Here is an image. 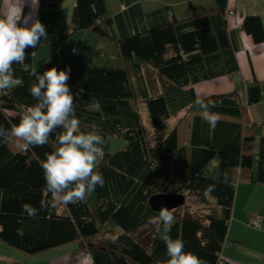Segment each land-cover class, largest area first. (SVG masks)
I'll return each mask as SVG.
<instances>
[{
  "label": "trees",
  "instance_id": "obj_1",
  "mask_svg": "<svg viewBox=\"0 0 264 264\" xmlns=\"http://www.w3.org/2000/svg\"><path fill=\"white\" fill-rule=\"evenodd\" d=\"M227 4L216 0L213 10L181 19L172 7L148 10L143 0H75L70 28L60 37L67 41L80 32L93 34L92 61L67 63L56 53L37 70L43 74L70 66L67 83L76 98L80 131L97 132L104 147L109 137L126 146L98 158L95 170L102 173L104 187L83 203L53 207L41 164L60 146L63 129L43 147L28 151L17 148L15 137L0 139L1 242L28 259L76 244L77 251L89 252L92 264H167L158 235L162 222L149 200L182 194L195 197L208 211L213 199L220 212L202 218L190 208L183 211L184 204L173 210L171 237L183 240L184 250L207 264H224L237 185L264 186V135L249 115L250 108L261 106L264 124V81H241ZM241 29L255 44L264 43L263 17L245 16ZM32 52L27 48L24 63L13 64L16 83L0 91L5 128L19 124L36 103L29 92L35 82ZM224 76H237L241 84L202 98L217 104L212 111L219 113V121L210 129L194 105L201 98L194 87ZM178 116L181 123L188 121L183 145L181 123L169 125ZM211 184L215 190L206 193ZM25 203L45 207L33 218L22 211Z\"/></svg>",
  "mask_w": 264,
  "mask_h": 264
},
{
  "label": "clouds",
  "instance_id": "obj_2",
  "mask_svg": "<svg viewBox=\"0 0 264 264\" xmlns=\"http://www.w3.org/2000/svg\"><path fill=\"white\" fill-rule=\"evenodd\" d=\"M22 6L13 5L5 17L0 18V91L16 83L13 64L24 63L26 49H36L41 38H47L45 25L36 18L39 0H30L32 11L28 15H24ZM73 53H76V49H73ZM31 54L35 56L34 52ZM70 73V66L60 71L53 67L43 74L33 68L31 75L35 82L31 84L29 92L36 103L26 109L19 124L10 128L0 125V139L15 137L16 146L21 151L43 147L53 132L58 128L63 129L59 135L60 146L54 152L46 153V159L41 164L46 191L51 194L53 207L83 203L98 186L104 187L105 184L102 173L95 170L97 159L104 155L105 142L97 132L80 131L74 103L76 98L67 83ZM194 105L210 129H214L219 121V113L212 111L217 107L216 102L197 98ZM92 107L98 110L100 106L94 102ZM214 190L215 184H211L205 192ZM44 207L43 203L40 209L25 203L22 211L34 218ZM158 220L162 222L158 235L166 246L167 264H207L192 252H186L183 240L171 237L175 220L173 210L161 206ZM149 222L156 223L157 218H150Z\"/></svg>",
  "mask_w": 264,
  "mask_h": 264
},
{
  "label": "crops",
  "instance_id": "obj_3",
  "mask_svg": "<svg viewBox=\"0 0 264 264\" xmlns=\"http://www.w3.org/2000/svg\"><path fill=\"white\" fill-rule=\"evenodd\" d=\"M148 10L170 6L176 16L187 19L197 14L206 13L216 7V0H143ZM23 0H0V16L5 15L13 5L22 6ZM75 0H39L36 18L45 25L47 38H41L40 45L34 49V66L41 67L54 54L58 53L60 59L67 63L89 64L92 61V53L96 48L95 36L88 32H80L69 40H63L60 35L68 32L70 18ZM23 13L28 15L32 9L30 0H24ZM229 31L233 43L238 49L236 56L240 67L241 81L254 83L264 81V43L255 44L253 39L241 29L242 22L247 15H259L264 19V0H228ZM73 49L77 52L74 54ZM243 75V77H242ZM241 81L237 76H224L211 81L198 84L217 82L218 87L209 85L201 87V93L194 87L197 95L203 97L208 94L227 93L234 91ZM223 84L226 90L219 89ZM255 112V114H254ZM250 120L258 126L261 135H264L263 112L261 106L249 109ZM181 117L176 124H180ZM183 124L187 125V119L182 120L178 132ZM180 143L183 145L186 138ZM262 197L264 199V186H256L247 182H240L236 187V197L233 209L232 221L229 228V247L223 257L224 264H261L264 258V200L257 208L254 202ZM253 217L261 219L260 227L253 226L250 221ZM6 245H0V264H92V258L86 250H76V246H68L41 256L28 259L14 249Z\"/></svg>",
  "mask_w": 264,
  "mask_h": 264
},
{
  "label": "rangeland",
  "instance_id": "obj_4",
  "mask_svg": "<svg viewBox=\"0 0 264 264\" xmlns=\"http://www.w3.org/2000/svg\"><path fill=\"white\" fill-rule=\"evenodd\" d=\"M242 77H243V75H242ZM209 85H215L216 88L218 87L217 82H213V83L203 84V86L202 85L201 86L197 85L196 89H197V91L200 94L201 93L200 88L204 87V86H209ZM221 85H222V87L219 90L220 91L226 90L224 88H227V87H225L223 84H221ZM207 96H208V94L204 95V97H207ZM141 114H142V117L144 119L145 125H147L148 122H149V116H148L147 109H143ZM254 114H255V112H254ZM178 120H179V116L176 117V118H172L169 121V125L170 126L175 125ZM179 133H181L180 137H181V141H183L186 138V133H187V125L186 124H183L181 126V129H180ZM154 134L157 135L158 132H156ZM125 146H126V142L125 141H123L121 139H118L116 137H109L108 140L106 141V144H105V147H104V151L106 153L114 154V153H117L120 150L124 149ZM98 160L99 159H97L96 164L98 163ZM263 200L264 199H262V197H261L259 200H257V202H254V204H256L257 208L260 207L261 202ZM210 205H211V210L208 211L209 207H203L202 205H200L199 202L197 201V199H195V197L194 198H190V200L187 198L185 206H183L182 210L184 211V210H187L188 208H190L189 210L193 211L194 213L198 214L199 216H202V218H205L208 214H213V212H215V213L220 212L219 207L216 205V202L213 199H211V204ZM0 245H6V244H4L3 242L0 241ZM73 245H76V244H73ZM9 249H11V248H9Z\"/></svg>",
  "mask_w": 264,
  "mask_h": 264
},
{
  "label": "water",
  "instance_id": "obj_5",
  "mask_svg": "<svg viewBox=\"0 0 264 264\" xmlns=\"http://www.w3.org/2000/svg\"><path fill=\"white\" fill-rule=\"evenodd\" d=\"M186 202V197L178 195H155L149 200V205L154 212L159 213L161 206H167L171 210L182 207Z\"/></svg>",
  "mask_w": 264,
  "mask_h": 264
},
{
  "label": "built area",
  "instance_id": "obj_6",
  "mask_svg": "<svg viewBox=\"0 0 264 264\" xmlns=\"http://www.w3.org/2000/svg\"><path fill=\"white\" fill-rule=\"evenodd\" d=\"M232 14V13H231ZM250 223L255 227H260L261 225V219L259 217H253L250 221Z\"/></svg>",
  "mask_w": 264,
  "mask_h": 264
}]
</instances>
